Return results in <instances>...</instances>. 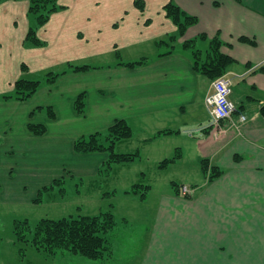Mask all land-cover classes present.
Masks as SVG:
<instances>
[{"label": "crops", "instance_id": "crops-1", "mask_svg": "<svg viewBox=\"0 0 264 264\" xmlns=\"http://www.w3.org/2000/svg\"><path fill=\"white\" fill-rule=\"evenodd\" d=\"M59 3L64 9L38 28L45 43L40 47L27 43L30 28L37 26L29 0L0 3V150L18 157L7 175L13 177L23 166L25 181L18 185L23 191L29 186L39 191L62 177L105 182L109 154H78L74 144L125 120L133 135L115 150L140 156L111 165L108 175L129 172L128 184L120 192L109 188L101 198L111 199L114 214L118 196L133 201L129 213L138 208V220L120 217L138 231L139 264H264V0ZM170 3L198 19L183 36L166 14ZM175 36L177 41H169ZM216 38L223 42L221 52L235 61L226 74L237 106L219 139L206 106L213 82L194 69L186 46L196 40V47L207 51ZM164 40L169 44H160ZM108 52L116 57L113 64L72 69ZM142 60L146 63L126 66ZM47 69L66 73L27 101L2 99L17 81L42 80ZM83 93L87 106L81 115L75 102ZM242 114L248 117L245 123H240ZM29 124H44L47 132L36 136ZM139 184L148 187L145 198L132 192ZM183 185L190 187L186 196Z\"/></svg>", "mask_w": 264, "mask_h": 264}, {"label": "trees", "instance_id": "trees-1", "mask_svg": "<svg viewBox=\"0 0 264 264\" xmlns=\"http://www.w3.org/2000/svg\"><path fill=\"white\" fill-rule=\"evenodd\" d=\"M7 0H0V3ZM29 14L34 16L37 21L36 27H31L27 36V43L34 44L36 47L44 46L38 36V28L45 26L51 17L64 9L59 0H29ZM167 16L174 22L178 28V35L183 36L190 28L198 24V19L184 12L175 3H170L165 8ZM178 37H171L169 41L175 42ZM203 39L206 37H202ZM247 42L246 40H243ZM160 44H169L166 40ZM187 48L192 50L194 69L212 82L225 75L235 61L221 52L223 42L219 39L210 41L207 51H201L196 47V40L186 43ZM146 60L127 63V67H136L145 64ZM122 65V64H121ZM89 65L72 66L75 72H85L93 69ZM264 72V67L260 69ZM64 72H49L42 80H30L22 78L15 83L14 91L2 96L3 100L24 102L32 98L45 85H53L63 75ZM86 94H81L75 102L77 113L84 115L86 113ZM47 113L51 119L55 118V111L49 107ZM30 132L36 136L44 135L47 127L44 124H29ZM167 134V132H164ZM133 135L132 128L125 120H118L105 132H97L88 136L79 138L74 144V150L78 154H90L97 152H106L109 154V160L105 165L106 173L110 171L112 164H129L134 162L140 155L136 153H117L115 148L118 143L129 140ZM177 157L163 161L161 167L174 162ZM209 169L208 162L203 161V171L206 173ZM219 173V172H218ZM215 173V174H218ZM61 182V183H60ZM65 180H56L46 190H54L56 186L64 185ZM148 187L135 185L132 189L134 194H140L145 198L143 191ZM145 189V190H144ZM63 190V188H62ZM43 192V191H41ZM117 227V220L108 210L96 215H69L61 219H41L34 225L27 221H20L16 224V235L19 242L28 246H33L37 251L46 253L50 256H56L61 252H69L80 255L90 260H107L111 256V247L108 236H110Z\"/></svg>", "mask_w": 264, "mask_h": 264}, {"label": "rangeland", "instance_id": "rangeland-1", "mask_svg": "<svg viewBox=\"0 0 264 264\" xmlns=\"http://www.w3.org/2000/svg\"><path fill=\"white\" fill-rule=\"evenodd\" d=\"M114 60H116L115 55L108 52L101 59L86 61L79 65H95L96 63L109 65L113 64ZM47 70L51 72L50 69ZM47 70L45 71L47 72ZM45 71L36 74L34 78L38 79ZM234 90L240 92L241 86L234 85ZM12 122L18 130V117L13 115ZM1 140L0 137V142ZM15 160H18L17 156H6L5 151L0 150V264H139L138 257L141 247L136 246L139 242L138 231L127 222L131 220V217L134 221L139 219L138 208L129 213L128 208L132 207L133 201H125L118 196L119 199L113 200L117 217L114 211L110 210L111 199L101 198L102 193L110 191L109 188L120 192L122 188L126 187L128 184L126 178L129 172L118 171L108 175L105 168L103 175H106L107 180L102 183L96 182V178L93 176H86L83 179L62 177L57 180L65 179L64 185L56 186L54 190H46L52 183L39 191L33 186L25 187L23 191L18 185L25 181L24 167L20 165L13 177L7 175L9 169L14 165L10 162ZM171 172L174 173L173 170ZM183 186L181 187L183 188ZM137 201L136 204L140 206L141 201ZM108 210L112 211L115 218L117 217V227L108 236L112 253L107 260L94 261L69 252L50 256L37 251L33 246L19 242L17 239L16 224L20 221H27L30 225H34L41 219L57 220L78 213L96 215ZM120 216L127 217L128 220Z\"/></svg>", "mask_w": 264, "mask_h": 264}, {"label": "built area", "instance_id": "built-area-1", "mask_svg": "<svg viewBox=\"0 0 264 264\" xmlns=\"http://www.w3.org/2000/svg\"><path fill=\"white\" fill-rule=\"evenodd\" d=\"M233 82L228 75L216 79L212 83V91L206 98V106L211 115L210 126L213 129V136L219 139L225 132L223 123L232 121L237 107L232 100ZM247 121L246 115L240 116V123ZM190 189L185 186L182 188V195H187Z\"/></svg>", "mask_w": 264, "mask_h": 264}]
</instances>
